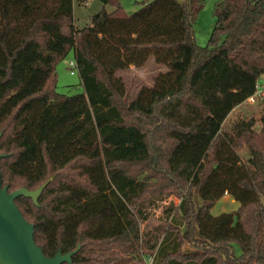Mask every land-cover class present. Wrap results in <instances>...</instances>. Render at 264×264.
<instances>
[{
  "label": "trees",
  "instance_id": "16d2710c",
  "mask_svg": "<svg viewBox=\"0 0 264 264\" xmlns=\"http://www.w3.org/2000/svg\"><path fill=\"white\" fill-rule=\"evenodd\" d=\"M74 1L0 0L2 184L52 178L38 204L15 199L36 243L47 256L80 246L71 264H131L86 253L135 245L150 264H264V111L260 132L254 118L226 124L264 76V0L217 2L206 46L193 4L151 0L129 14L100 0L77 28ZM71 51L84 90L64 95L57 65ZM151 58L167 70L130 98L125 73ZM166 189L180 203L142 231L144 197ZM226 194L239 206L214 213Z\"/></svg>",
  "mask_w": 264,
  "mask_h": 264
},
{
  "label": "rangeland",
  "instance_id": "374dc122",
  "mask_svg": "<svg viewBox=\"0 0 264 264\" xmlns=\"http://www.w3.org/2000/svg\"><path fill=\"white\" fill-rule=\"evenodd\" d=\"M151 0H119L124 10L131 14L139 9L142 2ZM180 2H187L200 7L196 15V19L193 23V31L195 41L200 46H206L211 36L212 30L215 25V16L213 10L215 4L221 0H178ZM103 3L100 0H90L86 4H80L76 0L74 1V20L77 28H83L91 22V17L94 13L102 9ZM108 11L114 9L113 5L105 6ZM74 59V52L70 54L57 65V91L64 95H72L75 93L83 92V86L81 84V77L78 70H75L74 74H71L70 61ZM167 68L164 65L157 64L153 58H151L143 67L131 66L125 73V79L127 80L128 95L130 98L135 96L138 85L141 83L153 85V76L160 71H166ZM264 76L261 77L259 83L264 80ZM261 101V100H260ZM257 99L255 103L245 101L240 106L236 107L229 115L226 124L230 125L233 121L239 118H254L256 120V132H260L262 128V114L264 111L263 104ZM166 148V145L164 146ZM241 156L246 159L249 154L247 148L240 150ZM134 171H138L139 167H133ZM157 176V174H155ZM162 179V178H160ZM162 180L159 181L161 184ZM157 184V186H159ZM145 201H143L144 214L147 215L146 220H140L141 230L155 231L156 228L163 226L167 223L168 208L171 204H179L181 198L177 195L173 189H166L159 195L149 196L147 195ZM235 200L228 194L218 201L213 208L214 213H221L224 211H233L236 208ZM236 246V250L239 253V247ZM184 249L186 251L193 250L188 243H185ZM89 256H97L101 258H109L111 261L122 259L130 262L131 264H150V260L142 255V250L139 246L132 247L131 253L120 252L117 248H111L106 251H98L90 249L86 253Z\"/></svg>",
  "mask_w": 264,
  "mask_h": 264
},
{
  "label": "water",
  "instance_id": "95a60500",
  "mask_svg": "<svg viewBox=\"0 0 264 264\" xmlns=\"http://www.w3.org/2000/svg\"><path fill=\"white\" fill-rule=\"evenodd\" d=\"M4 156L0 154V160ZM51 180L34 190L21 187L10 192L9 185L2 184L0 169V264H71L72 256L79 252L80 246L71 252L63 253L59 249L53 256L45 255L34 239V224L24 217L15 203L17 197L24 196L38 204V198Z\"/></svg>",
  "mask_w": 264,
  "mask_h": 264
},
{
  "label": "built area",
  "instance_id": "2783aa9c",
  "mask_svg": "<svg viewBox=\"0 0 264 264\" xmlns=\"http://www.w3.org/2000/svg\"><path fill=\"white\" fill-rule=\"evenodd\" d=\"M69 64H70V68H71V74H74L75 70H78V64H77L76 60L75 59L71 60ZM260 98H264V81L261 84L258 83L257 91L255 92L254 95L249 97L247 99V101L250 102V103H255L256 100L257 99L259 100ZM226 195H228V194H226Z\"/></svg>",
  "mask_w": 264,
  "mask_h": 264
},
{
  "label": "crops",
  "instance_id": "0c3cea01",
  "mask_svg": "<svg viewBox=\"0 0 264 264\" xmlns=\"http://www.w3.org/2000/svg\"><path fill=\"white\" fill-rule=\"evenodd\" d=\"M234 200V199H233ZM235 204H236V208L239 206V204L237 203V202H235Z\"/></svg>",
  "mask_w": 264,
  "mask_h": 264
}]
</instances>
